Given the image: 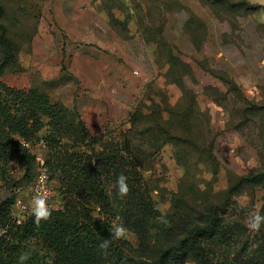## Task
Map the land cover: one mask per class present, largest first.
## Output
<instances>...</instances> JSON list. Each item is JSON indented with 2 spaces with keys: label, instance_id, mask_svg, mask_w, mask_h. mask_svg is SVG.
<instances>
[{
  "label": "rangeland",
  "instance_id": "rangeland-1",
  "mask_svg": "<svg viewBox=\"0 0 264 264\" xmlns=\"http://www.w3.org/2000/svg\"><path fill=\"white\" fill-rule=\"evenodd\" d=\"M243 1L0 0V31L12 45L7 56L0 45V63L9 61L0 76L5 87L35 89L74 108L93 139L82 142L71 127L69 151L92 153L128 139L144 196L166 229L227 206L223 219L236 238L217 248L216 261L229 264L247 258L238 252L243 246L264 242V224L254 232L245 223L254 211L264 215V183L249 180L264 172V0ZM53 123L43 117L31 144L34 178L16 162L9 170L30 209L55 146ZM7 182L0 177V194ZM62 185L48 179L49 206L64 203ZM110 186L117 187L114 179ZM14 213L25 212L15 205ZM133 216L142 217L138 210ZM127 237L139 247L134 234ZM27 252L24 264H49L37 244Z\"/></svg>",
  "mask_w": 264,
  "mask_h": 264
},
{
  "label": "trees",
  "instance_id": "trees-1",
  "mask_svg": "<svg viewBox=\"0 0 264 264\" xmlns=\"http://www.w3.org/2000/svg\"><path fill=\"white\" fill-rule=\"evenodd\" d=\"M1 9L0 6V17L3 16ZM0 32V45L7 56L6 48L12 49V45L3 26ZM8 62L5 58L0 63V76ZM43 117L54 122L56 134L50 139L55 146L45 159L48 179L54 176L62 179L59 192L64 203L59 207L50 206L51 218L37 226L31 213L21 220L14 213L20 188L9 170L16 162L25 171L26 178L30 181L34 178L36 156L30 148L39 140ZM71 127L82 142L90 143L93 139L86 122L74 108L68 110L57 105L48 94L35 89L29 92L7 89L0 80V177L11 184L0 194V231L3 232L0 264H18L19 256L29 250L31 243L46 253L51 264H229L227 260L216 261L217 248L233 243L236 238L234 229L223 219L227 206L212 205L180 230L178 227L166 229L144 196V177L130 156V141L124 139L102 150L94 148L92 153L82 151V146L79 151H69L64 140L70 136ZM40 141L48 145L45 139ZM25 142L30 146H25ZM69 164L71 179L65 181L63 176L69 177ZM121 174L127 177L130 189L123 198L117 187L112 190L110 186L113 179L117 185ZM249 180L264 183V172ZM136 210L142 216L140 219L133 216ZM121 223L127 229L126 236L112 240L109 248L102 250L100 243L110 238L109 231L114 225ZM129 233L136 236L138 248L129 241ZM238 252L247 258L241 257L235 264H264V242L257 249L243 246Z\"/></svg>",
  "mask_w": 264,
  "mask_h": 264
},
{
  "label": "clouds",
  "instance_id": "clouds-1",
  "mask_svg": "<svg viewBox=\"0 0 264 264\" xmlns=\"http://www.w3.org/2000/svg\"><path fill=\"white\" fill-rule=\"evenodd\" d=\"M43 179V178H42ZM118 194L121 198L127 196L130 189L127 183V177L121 174L117 180ZM48 193L44 189H38L36 194L32 198L31 202V215L34 217L33 223L39 226L41 221H46L51 218L52 210L49 207L48 203ZM247 227L254 232L260 230L262 224H264V215H261L260 212L254 211L250 213L245 221ZM110 238H105L99 245L102 250H107L114 239H121L126 236L127 229L124 225L116 224L109 231ZM0 235H3V232L0 231ZM30 252L22 253L18 258V264H24V262L30 257ZM49 264L51 262L49 261Z\"/></svg>",
  "mask_w": 264,
  "mask_h": 264
},
{
  "label": "built area",
  "instance_id": "built-area-1",
  "mask_svg": "<svg viewBox=\"0 0 264 264\" xmlns=\"http://www.w3.org/2000/svg\"><path fill=\"white\" fill-rule=\"evenodd\" d=\"M41 143H43V142H41ZM24 145L29 146V143L25 142ZM48 178H49L48 168L46 167L45 164H43L38 175H37V177H36V181H35V185H34V195L36 194L38 189H41V188L44 189L48 193L47 203L50 202V198H51V191H50L49 186H48ZM17 205L20 206L23 209V211L25 212L24 215L18 216L19 220L23 219L27 214L31 213V209L28 208L25 204H23L20 199L17 201Z\"/></svg>",
  "mask_w": 264,
  "mask_h": 264
},
{
  "label": "crops",
  "instance_id": "crops-1",
  "mask_svg": "<svg viewBox=\"0 0 264 264\" xmlns=\"http://www.w3.org/2000/svg\"><path fill=\"white\" fill-rule=\"evenodd\" d=\"M261 3V2H260ZM261 22H263V21H261ZM264 23V22H263Z\"/></svg>",
  "mask_w": 264,
  "mask_h": 264
}]
</instances>
